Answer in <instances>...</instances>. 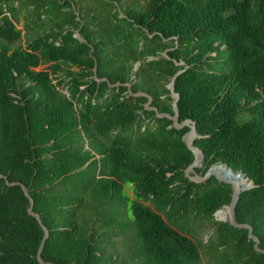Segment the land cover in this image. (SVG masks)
Here are the masks:
<instances>
[{"label": "trees", "instance_id": "trees-1", "mask_svg": "<svg viewBox=\"0 0 264 264\" xmlns=\"http://www.w3.org/2000/svg\"><path fill=\"white\" fill-rule=\"evenodd\" d=\"M77 2L0 0V264H41V248L43 264H120L113 238L128 203L143 244L131 264L143 254L147 264H264L248 230L215 220L232 187L186 177L190 128L146 107L150 97L174 116L166 84L185 70L174 89L205 157L195 173L227 164L254 182L236 221L264 250V0H149L125 19L130 33L108 30L103 42L86 34ZM192 220L212 227L201 248L174 222Z\"/></svg>", "mask_w": 264, "mask_h": 264}, {"label": "rangeland", "instance_id": "rangeland-1", "mask_svg": "<svg viewBox=\"0 0 264 264\" xmlns=\"http://www.w3.org/2000/svg\"><path fill=\"white\" fill-rule=\"evenodd\" d=\"M148 1L149 0H125L121 5L116 4L115 7H113L110 6V4L105 3L104 1L97 0L96 2H92L91 0H85V2L82 3V0H78V2L76 3L78 12L76 13V15L81 14L87 22L88 28L86 29V34L93 32L95 34L96 39L98 41L103 42V38L104 36H106V32L108 30H111L112 33L117 31L119 32V34H122V31L130 33L131 26L129 25V23H125V19L128 18L131 10H142ZM79 19L80 18L78 17L77 20ZM18 29L22 30V33L27 36V29L25 28V23L23 20H21L20 24L18 25ZM35 29L38 33L41 32V30L42 32H44V28H42V26L37 25V23H35ZM76 36L79 37V40L83 42L79 31H76ZM132 47H134V43H132L129 48L131 49ZM109 52H113V49H109ZM139 65L140 63L135 64L134 67L137 69ZM42 68L44 67H41L38 70H41ZM169 84L170 83L166 84L167 88L169 87ZM170 97H172L171 93ZM172 99L173 101L171 102V104L173 106L174 98L172 97ZM187 140L188 139L186 138L185 141ZM190 176L194 177L196 176V173L194 171H191ZM124 194L129 196L133 200L135 199V194L131 186H126ZM127 207L128 208L125 209V211L121 212L117 219L118 223H123L121 228H124L123 230L125 231V237L122 236V234L121 237H117L114 240L116 242V248L118 250L119 256L116 260L119 261L120 264L122 261H128L127 264H131L129 262V256H131V253L136 249L137 250L134 253H138L143 248V244L134 239V217L132 212L130 211L129 203ZM222 210L228 215L227 208L224 207ZM174 222L183 226L185 230H187L188 234H190V238L195 243H197L200 248L204 246V242H206L209 236L212 234V227L208 226L205 229L203 223L200 220L185 221L183 223H179L178 221ZM143 256V258L136 259L137 261H135L134 264H147V256H145L144 254ZM208 261V258H205L203 256L202 264H207Z\"/></svg>", "mask_w": 264, "mask_h": 264}, {"label": "water", "instance_id": "water-1", "mask_svg": "<svg viewBox=\"0 0 264 264\" xmlns=\"http://www.w3.org/2000/svg\"><path fill=\"white\" fill-rule=\"evenodd\" d=\"M183 72L184 71H179L175 75V77L171 80V83L168 87V90L170 91L172 97L174 98V104H173L174 116H171L170 114H160L158 112V110L150 108V104L152 103V98H150V97H149V102L147 104V109L155 110V112L157 113V116L159 118H167V119L171 120L173 122V127H175L177 130L183 129L185 127L190 128V132L184 136L183 141L186 144L187 148L193 152V154L195 156V161L186 170V172H185L186 177H188L192 182H194L196 184L207 183L208 181H211L213 178H215V180L218 183L231 186L232 190H233L232 201L228 207H225L228 210L229 219L228 220L218 219V214L223 211V210H220V211L215 213V215H214L215 220L218 222H223V223L228 222L231 226H233L234 228H237V229L248 230L249 231V234H248L249 239L255 241V246H254L255 251H257L258 253L264 254V250L260 249L259 239L254 235L253 228L249 225L238 224L236 221L235 207L240 200V196L242 193H244L250 189L255 188L254 182L251 181L247 177V175L243 172H236V173L233 172L232 169L227 164H215V165H213L206 172V174L204 176H200L198 174H196V176H194V177L189 176L191 171L195 172V169L201 168L203 166L205 157H204L203 152L199 148L195 147V140L197 138H199V136L197 134L196 124L190 120L185 121L181 124L179 123V111H178L177 105H178V101L180 99V96H179V94L175 93L174 85H175L176 78H178ZM189 136H191V138L189 140L185 141V139L186 138L188 139ZM195 150H198L200 152V154L198 155ZM240 178H243L247 182V184H244L241 188L236 189L234 186V181H236ZM22 189H23L25 195L27 197H29V193H28V190L26 189V187L22 186ZM29 214L32 215L33 217H35L38 220L39 224L42 226V221H41L40 216L33 213V204L32 203H31V207L29 209ZM43 230L45 232V238L42 242V246L44 245L45 241L47 240V238L49 236L48 231L45 228H43ZM41 252H42V248L39 251L38 260L41 264H43L42 260H41Z\"/></svg>", "mask_w": 264, "mask_h": 264}, {"label": "bare ground", "instance_id": "bare-ground-1", "mask_svg": "<svg viewBox=\"0 0 264 264\" xmlns=\"http://www.w3.org/2000/svg\"><path fill=\"white\" fill-rule=\"evenodd\" d=\"M190 138H191V136L188 137V140H189ZM195 151H196V153H197L198 155L200 154V152H199L198 150H195ZM244 184H247V182H246L243 178H240V179L234 181V186H235L236 189L241 188ZM224 215L226 216V219L228 220V219H229V218H228V215H229V214L227 215L226 212H220V213L218 214V219L224 220Z\"/></svg>", "mask_w": 264, "mask_h": 264}, {"label": "crops", "instance_id": "crops-1", "mask_svg": "<svg viewBox=\"0 0 264 264\" xmlns=\"http://www.w3.org/2000/svg\"><path fill=\"white\" fill-rule=\"evenodd\" d=\"M80 34V33H79ZM75 38H77V39H80L79 37H77L76 35H75ZM81 39L83 40V37H81ZM138 63H140V62H137L136 64H138ZM140 65H141V63H140ZM140 65H139V67H140ZM179 65H182V64H179ZM135 66V65H134ZM139 67L136 69L135 67H134V72H136L138 69H139ZM75 69V68H74ZM74 69H72V70H74ZM77 70V69H76ZM76 70H74V71H76ZM182 71H185V70H182ZM174 104V103H173ZM147 107V106H146ZM155 111V110H154ZM157 115V114H156ZM158 117V116H157ZM159 118V117H158ZM161 119H163V118H161ZM144 131V130H143ZM106 209V207H103L102 208V212H104V210ZM113 240H115V238H113ZM114 243L116 244V242L114 241Z\"/></svg>", "mask_w": 264, "mask_h": 264}, {"label": "clouds", "instance_id": "clouds-1", "mask_svg": "<svg viewBox=\"0 0 264 264\" xmlns=\"http://www.w3.org/2000/svg\"><path fill=\"white\" fill-rule=\"evenodd\" d=\"M171 83V82H170ZM170 85V84H169ZM168 89V88H167ZM144 95V94H143ZM181 124V123H180ZM190 176V175H189Z\"/></svg>", "mask_w": 264, "mask_h": 264}]
</instances>
